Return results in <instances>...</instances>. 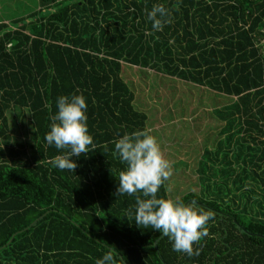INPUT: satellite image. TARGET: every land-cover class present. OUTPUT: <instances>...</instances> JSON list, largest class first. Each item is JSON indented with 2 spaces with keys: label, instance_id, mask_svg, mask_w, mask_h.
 Here are the masks:
<instances>
[{
  "label": "trees",
  "instance_id": "16d2710c",
  "mask_svg": "<svg viewBox=\"0 0 264 264\" xmlns=\"http://www.w3.org/2000/svg\"><path fill=\"white\" fill-rule=\"evenodd\" d=\"M32 1L27 15L0 21V264H96L114 247L126 264H264V56L256 47L264 0ZM156 5L170 19L160 32L147 19ZM124 66L229 100L207 114L216 118L208 123L224 122L219 131L212 125L223 136L214 153L221 167L206 149L213 173L199 179L220 174L222 183L172 199L167 180L157 193L212 214L208 236L193 245L198 257L174 252L167 237L137 226L135 196L116 194L126 166L114 142L138 130L154 137ZM62 95L85 97L95 144L73 158L74 173L46 163L65 154L44 140ZM230 187L241 190L234 195L241 204Z\"/></svg>",
  "mask_w": 264,
  "mask_h": 264
},
{
  "label": "clouds",
  "instance_id": "9594fccd",
  "mask_svg": "<svg viewBox=\"0 0 264 264\" xmlns=\"http://www.w3.org/2000/svg\"><path fill=\"white\" fill-rule=\"evenodd\" d=\"M163 5L147 12L153 32L163 30L170 23ZM56 113L51 116L49 131L44 140L49 147L63 151L46 161L54 169L73 172L77 168L74 157L87 155L95 149L86 115L88 105L83 95H62L56 100ZM115 154L125 169L119 173L117 195L135 196L134 220L137 226L151 228L167 237L172 250L191 258L200 255L193 245L208 236L207 225L213 219L210 212L197 210L195 202L158 198L162 185L171 176L170 163L163 157L155 137L148 130L125 133L114 142ZM142 193L141 195H137ZM96 264H126L117 249L110 248L96 260Z\"/></svg>",
  "mask_w": 264,
  "mask_h": 264
},
{
  "label": "rangeland",
  "instance_id": "374dc122",
  "mask_svg": "<svg viewBox=\"0 0 264 264\" xmlns=\"http://www.w3.org/2000/svg\"><path fill=\"white\" fill-rule=\"evenodd\" d=\"M32 2V0H0V21L16 14H19L18 17H23L29 12L26 10L33 5ZM124 67L123 77L129 81L130 89L136 99L135 103H141L138 110L150 117L148 122L154 137L160 143L158 145L163 157L170 163L171 170L174 169V172L171 171L173 177L170 176L171 178L168 179L170 183L172 182L171 198L177 199L192 191L199 193L207 184L210 188H213L212 183L221 184L220 174L216 177L212 176L210 182L204 183L199 179L202 171L208 177L211 172L213 173L211 162L214 161L215 151H219L216 142L223 138L217 130L219 131L224 122L220 120L218 123H208L211 122L210 118H216L211 115L208 119L207 114L228 104V98L216 95L205 86L199 87L190 82L171 78L150 68L141 71L137 67ZM212 125H217V130ZM11 130L13 134L16 133L14 127L13 129L11 127ZM206 149L214 155L209 153L207 157L210 160L203 158ZM215 157L218 158L214 165L220 168L219 155ZM204 161L208 164L203 163ZM247 182L251 183L249 180ZM250 187L246 186L245 190L248 191ZM252 187L255 191L258 190L254 198L261 197L259 188L255 185ZM226 193L221 195L226 196ZM229 193L233 202L241 204L240 198L234 197L240 195L241 190L236 191L235 187H230ZM206 195L210 198L215 197L214 193L206 192Z\"/></svg>",
  "mask_w": 264,
  "mask_h": 264
},
{
  "label": "built area",
  "instance_id": "2783aa9c",
  "mask_svg": "<svg viewBox=\"0 0 264 264\" xmlns=\"http://www.w3.org/2000/svg\"><path fill=\"white\" fill-rule=\"evenodd\" d=\"M258 48V51L262 56H264V38L259 41V43L256 45Z\"/></svg>",
  "mask_w": 264,
  "mask_h": 264
},
{
  "label": "bare ground",
  "instance_id": "6f19581e",
  "mask_svg": "<svg viewBox=\"0 0 264 264\" xmlns=\"http://www.w3.org/2000/svg\"><path fill=\"white\" fill-rule=\"evenodd\" d=\"M235 222V221H234ZM236 223V222H235Z\"/></svg>",
  "mask_w": 264,
  "mask_h": 264
}]
</instances>
